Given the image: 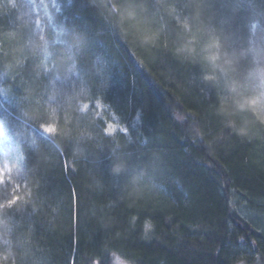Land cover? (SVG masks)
<instances>
[{
  "label": "trees",
  "instance_id": "trees-1",
  "mask_svg": "<svg viewBox=\"0 0 264 264\" xmlns=\"http://www.w3.org/2000/svg\"><path fill=\"white\" fill-rule=\"evenodd\" d=\"M156 1L70 0L52 9L51 64L68 67L71 57L85 88L77 107L55 116L41 72L46 51L28 44L17 7L0 0V77L21 99L0 115V205L19 197L0 207V264L264 259L263 229L231 203L235 192L264 212V125L247 108L246 84L236 100L228 85L217 86L219 96L202 84L205 55L218 51L241 81L248 74L247 24L264 17V0H170L186 22L177 29ZM95 102L124 130L107 133L84 110ZM50 119L57 131L46 135ZM146 221L154 225L147 233Z\"/></svg>",
  "mask_w": 264,
  "mask_h": 264
},
{
  "label": "rangeland",
  "instance_id": "rangeland-1",
  "mask_svg": "<svg viewBox=\"0 0 264 264\" xmlns=\"http://www.w3.org/2000/svg\"><path fill=\"white\" fill-rule=\"evenodd\" d=\"M11 5V7H17L19 17L18 23L23 25V29L26 31V39L28 44H32V46H41L42 51H46V53L42 52V55L45 59L43 66L41 69L42 78L46 81L47 89L50 91L49 97L46 99L47 107L50 111V114L57 115L59 111H61L65 106L77 107L80 103L81 93H84V89L82 88L83 83V75L80 70L75 67V64L72 62L71 57L69 58L68 67L65 68L63 66H58V63H52V57L55 56L51 53L50 45L51 43L57 39L59 34L58 29L53 24V20L51 17L52 9L60 11L62 4L67 3L70 0H6ZM170 0H157L155 2V8L163 11V8L170 10L169 15L166 16L163 13L162 20L165 21L164 17L173 18L178 16L176 11H178L177 3L170 4ZM181 7V6H180ZM170 8V9H169ZM172 8V9H171ZM187 8V6H186ZM192 12H194V5L188 7ZM180 16V10L178 11ZM178 16V17H179ZM180 18V25L185 26L186 22ZM264 17L259 19L254 18L249 21L247 24L248 30V43H249V52L251 57V64L248 71V74L240 80L239 71L235 68L233 61H231L230 56L226 57L223 62L220 61L221 66L228 73L227 76H219L215 71L204 72V75H210L213 79V83L210 84L204 81L202 84L205 86L207 93L210 94L212 91L211 86L217 89V86L220 88L221 86L228 85V88L235 87L237 88L238 83L241 85L246 84L248 87L247 91H251L250 94H260L264 93ZM188 28H185V31L188 32ZM188 38V37H187ZM189 40V41H188ZM187 41L190 43L193 41L192 38H188ZM50 51V52H49ZM184 48H180L178 53H186L184 52ZM212 56H210L211 58ZM64 58V55H63ZM239 74V75H238ZM0 77V115L7 113V108L5 103H8L12 106L13 109L18 110L19 105L21 104V99L16 96L14 93H11L10 86H5L2 83ZM203 86V87H204ZM209 86V87H208ZM242 86V85H241ZM226 87V86H225ZM243 87V86H242ZM246 87V88H247ZM218 88V89H219ZM244 88V87H243ZM220 94L221 92H218ZM224 95L223 93L219 96ZM88 110L95 117H99L104 120L106 125L107 133H115L120 130H124L120 125L118 117L106 106H104L100 102H95L94 106L89 103L85 104L84 110ZM3 111V112H2ZM52 118V117H51ZM54 125V119L48 120V122L42 126V130L44 134H50L44 130L45 126ZM56 127V126H55ZM7 173V170H0V181L3 180L4 175ZM1 183V182H0ZM232 205L240 212V214L253 222L259 229H263L264 231V212L261 211H253L247 208V204L244 203V199L240 195H236L235 192L232 194L231 198ZM115 264H127L123 261H118ZM256 264H264V259H258Z\"/></svg>",
  "mask_w": 264,
  "mask_h": 264
},
{
  "label": "clouds",
  "instance_id": "clouds-1",
  "mask_svg": "<svg viewBox=\"0 0 264 264\" xmlns=\"http://www.w3.org/2000/svg\"><path fill=\"white\" fill-rule=\"evenodd\" d=\"M119 5H117V9H119ZM145 43H147L148 41L145 40ZM207 50H205L206 52ZM224 53L222 51H218L216 55L212 56L211 58H208L207 55H205V62L208 64V69L209 72L211 71H215L219 76H227L228 73L226 72V70L221 66L220 61L223 59ZM204 80L210 84H212L214 81L212 79V77L210 75H204ZM228 91L230 93L229 99L230 100H236V96L235 93L237 92L235 87H229ZM252 100H256L258 105H264V93H260V94H249V98L246 101L248 104L247 108H250L251 111L255 114V116L257 117L259 123L261 125H264V116H261L258 114V109L254 108L251 105V101ZM237 103H239V101H237ZM235 131H237V133L239 134H244L245 130L244 129H234ZM145 232H149L151 230H153L154 225L150 222V221H146L145 222ZM237 264H247V262L245 260H238Z\"/></svg>",
  "mask_w": 264,
  "mask_h": 264
},
{
  "label": "snow or ice",
  "instance_id": "snow-or-ice-1",
  "mask_svg": "<svg viewBox=\"0 0 264 264\" xmlns=\"http://www.w3.org/2000/svg\"><path fill=\"white\" fill-rule=\"evenodd\" d=\"M250 103L254 108L258 109L259 115L264 116V105H258L256 100H252ZM44 130L50 134H53L57 131V128L54 125H51V126H45ZM0 182H2V181H0ZM18 200H19V197H16V198L10 200L7 205H0V207H4V206L11 207V206L15 205L18 202Z\"/></svg>",
  "mask_w": 264,
  "mask_h": 264
},
{
  "label": "bare ground",
  "instance_id": "bare-ground-1",
  "mask_svg": "<svg viewBox=\"0 0 264 264\" xmlns=\"http://www.w3.org/2000/svg\"><path fill=\"white\" fill-rule=\"evenodd\" d=\"M180 21L181 20L178 16L173 17V18H169V23L173 24V27H175L176 29H177V27L180 26ZM42 67H44L43 64H42Z\"/></svg>",
  "mask_w": 264,
  "mask_h": 264
}]
</instances>
